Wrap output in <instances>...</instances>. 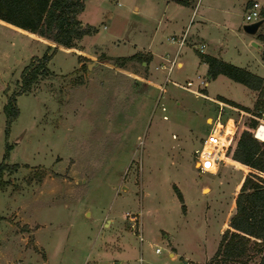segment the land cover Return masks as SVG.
I'll use <instances>...</instances> for the list:
<instances>
[{
  "label": "rangeland",
  "instance_id": "obj_1",
  "mask_svg": "<svg viewBox=\"0 0 264 264\" xmlns=\"http://www.w3.org/2000/svg\"><path fill=\"white\" fill-rule=\"evenodd\" d=\"M164 1L87 0L78 17L97 31L74 47L0 19V161L13 165L0 174V264H259L252 238L229 239L243 249L237 256H215L249 168L226 152L209 172L198 153L218 111L232 120L226 129L233 122V139L264 103L244 110L223 101L217 94L248 103L247 88L224 75L210 79L198 46L220 43L225 58L242 65L264 49H242L249 35L243 0H199L192 15V5L177 12ZM184 29L197 39L181 48L183 65L174 62L169 81L155 69L163 60H141L149 52L122 62L98 53L125 56L152 44L172 54L168 37ZM43 53H51L48 72L16 96L19 112L5 138L6 95L19 89L30 58ZM188 79L200 94L171 82ZM126 213L136 214L134 227ZM168 238L183 255L168 256Z\"/></svg>",
  "mask_w": 264,
  "mask_h": 264
},
{
  "label": "trees",
  "instance_id": "obj_2",
  "mask_svg": "<svg viewBox=\"0 0 264 264\" xmlns=\"http://www.w3.org/2000/svg\"><path fill=\"white\" fill-rule=\"evenodd\" d=\"M176 1L182 4L188 2V0ZM83 7L84 0H0V19L45 37L58 45L74 47L77 40L84 34L95 31L92 25L82 22L78 17ZM261 17L264 18V7L261 8ZM139 55L136 52L127 56H103L106 60L111 58L122 62ZM199 55L207 64L208 76L213 78L218 74H223L231 80L257 90L254 106L264 103V99L260 100L261 96L264 98V79L261 76L216 56L201 52ZM50 57L51 53H43L40 56L33 55L20 71L19 89L6 95L2 105L5 117L3 128L5 138L8 135L10 123L19 112L16 96L29 90L39 75L48 72L46 62ZM141 60L147 62L148 57ZM220 98L232 106L248 110L247 107L232 100L222 96ZM255 124L256 120L251 118V122L240 130L229 158L226 157L229 161L247 166L249 171L240 182L234 197V212L229 217L228 227L222 233V243L216 250L215 256H219V254L230 257L237 256L243 252V249L234 247L229 239L250 240L252 238L251 240L257 245L260 254L259 264H264V141L259 140L264 137V124L258 123L253 130L254 136L258 139L253 137L250 130ZM9 148V143L5 141L3 158L7 157ZM12 168L13 165L0 161V174L4 169L9 171ZM173 189L181 203V209H183L182 194L176 185H173Z\"/></svg>",
  "mask_w": 264,
  "mask_h": 264
},
{
  "label": "crops",
  "instance_id": "obj_3",
  "mask_svg": "<svg viewBox=\"0 0 264 264\" xmlns=\"http://www.w3.org/2000/svg\"><path fill=\"white\" fill-rule=\"evenodd\" d=\"M86 1L87 0H84V6H85ZM194 1H195V3H193ZM194 1L193 2H190L188 0L187 4H182L180 2H177L176 0H165L164 1V4H163V7L166 9V8H169L170 6L171 7L173 6V7L176 8V11H177V10H179V8L181 9L184 6H191L192 5V11H191V15H192L194 13V11H195L197 2H199V0H194ZM252 1H257L258 5H260V9L262 7H264V0H243L242 3L244 4V9H245L246 5L249 4V3H251ZM133 8L134 9H137L138 8V5L133 4ZM110 15L111 14H108V17H110ZM190 19H191V17L188 20H190ZM172 22H176V21L171 19V21L169 23H172ZM84 23H86V22H84ZM93 27L95 28V31L93 33H95L97 31V28L95 26H93ZM103 27H105V26H103ZM259 27H260L259 30L257 28V30L255 31V33H253V34H249L248 33L249 35H247V41L244 39L246 41L245 43H244V41H242V44H241L242 45V49H245V51H247L248 53H250V51L252 52L253 49H255V48L257 50H259V51H261V50L264 49V37H263L264 36V21L259 25ZM183 31L185 32V35H186V38H187V42L185 44H183V45H181V46L178 47L175 43H171L169 41L171 44H174L175 47H176L174 49V52L172 54L170 52H168V50L167 51H163V50H160V51H158V50H152V44H150L146 49L145 48L137 49L136 51H134V52H132L130 54H133V53H136V52L138 53V52H141V51L149 52L148 53V64L151 61H155V62L157 61V63H159L161 60H163L164 62L159 63V64H156L155 69L165 70V74H166V67L169 64L168 63V59H174L177 67H181L183 65V60L179 56L180 55L181 48L183 46H187V45H190L191 47H194V40L197 39V35L195 33H192V34L188 35V37H187V33H186L185 29ZM86 35H91V34H86ZM201 43L203 44V47H202V50L201 51H198V52L206 53V54H210V55L216 56V57H218V58H220V59H222L224 61H228V62L232 61L231 59L225 58V54H223V50L220 47V43H219V47L213 48V49L210 48L209 45L206 44L205 42H200V44ZM241 45H239V46H241ZM96 47H98V46H96ZM98 49H99L98 53L101 52L102 54H104L105 56H107L105 54V52L101 50L100 47H98ZM130 54H128V55H130ZM125 56H127V55H125ZM235 57L238 59L239 56H235ZM198 59H199V61H202L203 63H205V71H206V74H207V64H206V62H204L201 59L200 55H198ZM244 61H246L248 63L245 62L246 63L245 65H242L241 63H237L238 65L237 64H235V65L240 66V67H242V68H244L246 70H249L250 72H252V73H254L256 75H259V76H261L264 79V54H260V57H255L254 59L251 58L250 57V54H249V57L247 59H244ZM232 62H230V63H232ZM171 69H172V67H171ZM171 69H170V71H171ZM170 71H169V73H170ZM221 75H223V74H218V75H216L213 78L210 77V76H208V77L210 79H216L217 77H220ZM168 77H169V75H168ZM200 82L202 84H204V85L208 83L207 80H200ZM191 85H192V81H191ZM242 85L247 88V91L249 93V101H248V103L241 102V101H238V100L229 98V97H227L225 95H222V94H217V95L222 96V97H224L226 99L232 100V101H234V102H236V103H238L240 105L246 106V107L251 106L255 102V100L257 98V92L258 91L257 90H254L252 88H249V87H247L244 84H242ZM204 89H206V87ZM255 93H256V95H255ZM204 95L207 96V97L212 98V96H210L208 94H204ZM229 106L232 107V108H236V106H232V105H229ZM261 139L263 140L264 137L261 138ZM233 161H235V160H233ZM140 233H141V227H140ZM168 243H169V246H172L174 248V249H169V251L167 253L169 257L173 258V257H175V254H178L179 256L183 255L177 249L175 243L173 242V240L171 238H168ZM138 261L139 262L142 261V257L141 256L138 257ZM183 263H184V261H183ZM184 264H186V263H184Z\"/></svg>",
  "mask_w": 264,
  "mask_h": 264
},
{
  "label": "built area",
  "instance_id": "obj_4",
  "mask_svg": "<svg viewBox=\"0 0 264 264\" xmlns=\"http://www.w3.org/2000/svg\"><path fill=\"white\" fill-rule=\"evenodd\" d=\"M119 3V2H118ZM261 18V9L260 5H258L257 1H252L251 3L247 4L245 7V14H244V19L245 22H252L257 19ZM105 26V25H103ZM168 40L171 43H175L178 47L186 43V35L185 32L183 31L182 33L175 35L171 34L168 37ZM199 51L202 50L203 44L201 43L199 46ZM175 60L174 59H168V66L166 67V74L164 75V82L169 81V71L174 64ZM173 84L185 88L193 93L200 94L196 90L192 89L190 87L191 85V80H186L185 83L181 84L175 81H171ZM251 118L255 119L257 122L255 126L250 129L251 133L253 134V130L256 127L259 121H264V109H261L257 113H252L250 114ZM230 119H225L222 121L220 119V111L217 112V114L212 118V121L209 124V128L207 130V133L204 137L203 144L199 150L198 153V161H199V167L203 170L209 171V172H214L218 168V162L219 158L225 155L227 152V155L231 154L232 148L235 144L236 138L232 139V135L235 133L234 132V125L233 122H231V125L233 126V129L231 131L226 129V123ZM232 121V120H230ZM257 138V137H255ZM232 139V140H231ZM258 139V138H257ZM262 140V139H259ZM231 141H233V144H231ZM264 141V139H263ZM228 149V151H227ZM227 157V156H226ZM128 220L130 221V226L134 227V224L136 222L137 216L135 213H126ZM139 240H142V236L139 233L138 234ZM155 252H159L161 249L159 247H155Z\"/></svg>",
  "mask_w": 264,
  "mask_h": 264
},
{
  "label": "water",
  "instance_id": "obj_5",
  "mask_svg": "<svg viewBox=\"0 0 264 264\" xmlns=\"http://www.w3.org/2000/svg\"><path fill=\"white\" fill-rule=\"evenodd\" d=\"M264 21V18L261 17L255 21L252 22H248L242 25V28L245 32L249 33V34H253L255 33V31L257 30V28L259 27V25ZM254 44V43H253ZM87 66L90 67V63H87ZM124 188V186H123Z\"/></svg>",
  "mask_w": 264,
  "mask_h": 264
}]
</instances>
